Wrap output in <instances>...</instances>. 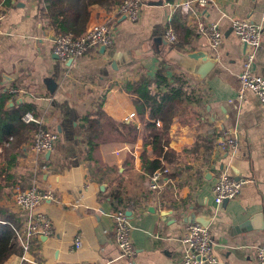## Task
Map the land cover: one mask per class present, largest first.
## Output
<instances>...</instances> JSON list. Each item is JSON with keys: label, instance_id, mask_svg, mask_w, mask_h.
Instances as JSON below:
<instances>
[{"label": "crops", "instance_id": "crops-1", "mask_svg": "<svg viewBox=\"0 0 264 264\" xmlns=\"http://www.w3.org/2000/svg\"><path fill=\"white\" fill-rule=\"evenodd\" d=\"M186 1L141 0L136 22L112 20L110 14L95 9L87 31L94 23L109 20L112 42L104 50L88 48L68 65L53 53L56 32L42 17L38 0L9 4L0 0L4 13L0 94L18 90L5 108L32 103L41 127L58 135L49 156L42 158L24 148V142L12 147L11 136L0 141V214H15L21 224L25 215L12 197L31 183L54 198L43 200L36 209L51 221V234L37 237L24 257L14 255L4 264H180L181 234L200 216L206 218L212 252L219 261L257 264L255 248L264 244V232H242L240 227L252 216L264 214V108L250 92L238 97V75L244 55L252 49L234 36L231 21L259 24L264 3L207 0L206 6L192 5L183 12L180 7ZM175 15L185 16V25L195 36L177 50H205L217 59L202 82L190 80L165 61L171 44L164 32ZM209 23L222 34L217 52L210 50L198 30L199 24ZM160 68L169 79L184 76L188 98L173 106L162 132L159 159L167 173L157 193L149 188L150 173L143 163L154 158L147 142L151 131L144 129L148 106L142 107V120L137 96L125 87L141 77L152 81ZM253 70L264 79V30ZM51 80L53 85L47 83ZM154 89L149 92L155 93ZM98 112L101 120L94 124L98 131H90L91 146L81 128ZM161 127L156 122V128ZM223 133L238 140L234 163L217 149L216 140ZM221 172L250 182L236 198L216 205L212 189ZM116 209H123L129 218L133 261L120 258L115 244L111 216Z\"/></svg>", "mask_w": 264, "mask_h": 264}, {"label": "built area", "instance_id": "built-area-1", "mask_svg": "<svg viewBox=\"0 0 264 264\" xmlns=\"http://www.w3.org/2000/svg\"><path fill=\"white\" fill-rule=\"evenodd\" d=\"M264 3V0H259ZM207 0H187L180 8L187 12L189 7L206 6ZM141 0H123L121 4L110 13L112 20L125 16L130 21L136 22L140 15ZM4 19V13L0 8V28ZM231 27L234 36L245 46L252 49L251 52L244 55L242 71L238 75L240 84L239 95L241 99L245 92H250L264 108V79L254 73L255 51L260 46L261 35L264 30V16L259 24L251 23L243 19H233ZM198 30L207 38L208 47L212 52H217L222 42V34L215 23L206 25L199 24ZM113 29L109 20L94 23L89 30L80 37H74L72 34L55 33L53 41V53L61 61L68 59L78 60L84 56L88 48H98L108 46L112 42ZM164 38L171 44L176 40V34L171 27H167L164 32ZM13 94L18 93L17 89L10 90ZM22 121L26 124H34L38 129L32 134L24 148L34 152L39 158H42L48 152L50 153L58 140V135L52 130L41 127V120L31 113H25ZM217 149L227 154L230 162L234 163L237 151L238 140L236 137L223 133L217 140ZM44 169V166H42ZM167 169H158L149 176V188L159 193L162 188V181ZM249 180L233 178L221 172L218 174L217 182L214 185L213 199L216 205H221L227 200L234 199L240 193L242 187L249 183ZM54 199L50 193H44L39 190L35 183L24 190L17 189L12 197L13 205L22 212L25 217L22 226L17 232L18 241L22 247L25 256L31 246V242L39 236H48L51 234V221L46 215L36 211L37 206L43 200ZM114 240L119 251V256L127 261L135 259V249L130 240L131 226L129 218L123 209H116L112 214ZM181 263L180 264H229L221 262L212 252L213 239L207 228L199 223L186 225L181 237ZM255 259L257 264H264V244L255 248ZM38 264H45L39 262ZM106 264V263H105Z\"/></svg>", "mask_w": 264, "mask_h": 264}, {"label": "trees", "instance_id": "trees-1", "mask_svg": "<svg viewBox=\"0 0 264 264\" xmlns=\"http://www.w3.org/2000/svg\"><path fill=\"white\" fill-rule=\"evenodd\" d=\"M123 0H38L39 11L42 17L49 20L50 26L57 33L72 34L74 37L83 35L91 20L92 11L99 10L106 14H110L117 8ZM11 0H4L5 4H9ZM185 16L175 15L169 21L170 26L176 34L175 42L171 46L176 49L183 50L186 44L190 43L192 36L191 30L185 25ZM109 24L112 23L109 21ZM186 80L183 75L176 77H167L163 68L155 72L152 81L141 77L138 81L128 83L125 90L130 95L137 96L136 107L139 115L143 120V105L148 106V119L144 122V129L150 130L148 136V144L152 147L154 154L153 160H144L145 169L152 174L158 169H164L159 156H162V147L164 140L162 132L167 121L170 118L173 106L188 98L185 91ZM151 87H155L150 93ZM13 97L9 90L0 94V141L3 137L11 136L13 142L12 147H17L23 142L27 143L31 140L32 134L38 129L37 125L26 124L22 121L25 113H32L38 116L35 106L29 102H21L11 108H5L8 100ZM101 113L90 119L86 118L85 125L81 128L82 134L85 136L86 143L93 145V131H98L97 124L101 118ZM156 122H161L162 127L156 128ZM92 131V132H90ZM147 144V143H145ZM1 213V211H0ZM2 214V213H1ZM0 214V264H4L10 257L17 255L22 256L23 250L17 238V232L21 228V224L15 221V214L6 213L5 216Z\"/></svg>", "mask_w": 264, "mask_h": 264}, {"label": "water", "instance_id": "water-1", "mask_svg": "<svg viewBox=\"0 0 264 264\" xmlns=\"http://www.w3.org/2000/svg\"><path fill=\"white\" fill-rule=\"evenodd\" d=\"M122 19H125V16H121ZM104 46H100L99 50H104ZM168 52L165 55V61L168 64H171L180 70H182L190 80L196 82L204 81L207 76L212 72V70L217 65V59L210 55L208 51L205 50H194L190 52L179 51L170 45H167ZM68 65L72 63V59H68L66 62ZM48 84L53 85L52 80L47 82ZM55 87V85H54ZM21 102V100H18ZM12 105V102H9ZM49 152L45 156H49ZM167 212L163 214L166 215ZM206 218L203 216L193 218L192 223H199L203 227H207ZM242 232L248 231H263L264 232V214L258 213L252 218H249L244 222L240 227Z\"/></svg>", "mask_w": 264, "mask_h": 264}, {"label": "rangeland", "instance_id": "rangeland-1", "mask_svg": "<svg viewBox=\"0 0 264 264\" xmlns=\"http://www.w3.org/2000/svg\"><path fill=\"white\" fill-rule=\"evenodd\" d=\"M101 22V21H100ZM95 49H97V48H95Z\"/></svg>", "mask_w": 264, "mask_h": 264}]
</instances>
